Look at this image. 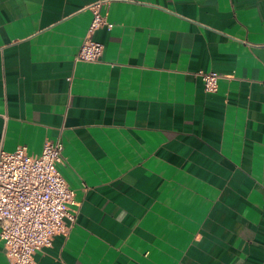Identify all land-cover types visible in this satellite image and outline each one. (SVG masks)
I'll list each match as a JSON object with an SVG mask.
<instances>
[{"label":"crops","instance_id":"obj_1","mask_svg":"<svg viewBox=\"0 0 264 264\" xmlns=\"http://www.w3.org/2000/svg\"><path fill=\"white\" fill-rule=\"evenodd\" d=\"M95 1L0 0V147L75 192L34 264H264V0H105L75 60Z\"/></svg>","mask_w":264,"mask_h":264},{"label":"built area","instance_id":"obj_2","mask_svg":"<svg viewBox=\"0 0 264 264\" xmlns=\"http://www.w3.org/2000/svg\"><path fill=\"white\" fill-rule=\"evenodd\" d=\"M105 0L89 5L92 17L75 60L97 61L103 44L92 37L94 30L110 25L100 12ZM204 88L214 91L220 73L199 71ZM63 143L47 139L38 154L17 145L11 151L0 147V239L10 264H34V254L50 246L57 233L68 231L77 210L74 189L62 176Z\"/></svg>","mask_w":264,"mask_h":264}]
</instances>
